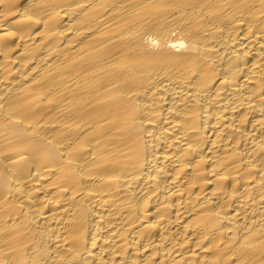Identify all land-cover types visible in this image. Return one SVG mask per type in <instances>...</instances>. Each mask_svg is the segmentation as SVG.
Listing matches in <instances>:
<instances>
[{"label": "bare ground", "instance_id": "1", "mask_svg": "<svg viewBox=\"0 0 264 264\" xmlns=\"http://www.w3.org/2000/svg\"><path fill=\"white\" fill-rule=\"evenodd\" d=\"M0 264H264V0H0Z\"/></svg>", "mask_w": 264, "mask_h": 264}]
</instances>
